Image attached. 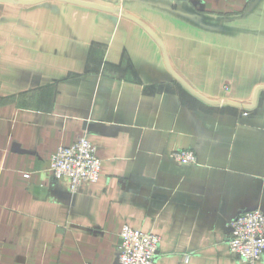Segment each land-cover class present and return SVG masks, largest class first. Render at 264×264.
I'll list each match as a JSON object with an SVG mask.
<instances>
[{
  "label": "crops",
  "instance_id": "crops-1",
  "mask_svg": "<svg viewBox=\"0 0 264 264\" xmlns=\"http://www.w3.org/2000/svg\"><path fill=\"white\" fill-rule=\"evenodd\" d=\"M81 137L102 173L72 194L51 160ZM255 209L264 0H0V264H120L124 226L155 264H244Z\"/></svg>",
  "mask_w": 264,
  "mask_h": 264
},
{
  "label": "built area",
  "instance_id": "built-area-1",
  "mask_svg": "<svg viewBox=\"0 0 264 264\" xmlns=\"http://www.w3.org/2000/svg\"><path fill=\"white\" fill-rule=\"evenodd\" d=\"M97 147L81 137L71 147H59L52 156L50 172L57 179L67 181L72 194L85 184L97 183L101 178L102 161ZM175 162L182 166L197 163L190 151H175ZM229 246L244 264H259L264 254V212L260 209L239 215L229 223ZM161 238L124 226L120 233V264H155Z\"/></svg>",
  "mask_w": 264,
  "mask_h": 264
},
{
  "label": "water",
  "instance_id": "water-1",
  "mask_svg": "<svg viewBox=\"0 0 264 264\" xmlns=\"http://www.w3.org/2000/svg\"><path fill=\"white\" fill-rule=\"evenodd\" d=\"M256 210V209H255ZM250 211H253V210H250ZM247 212H249V211H247ZM246 213V212H245Z\"/></svg>",
  "mask_w": 264,
  "mask_h": 264
}]
</instances>
